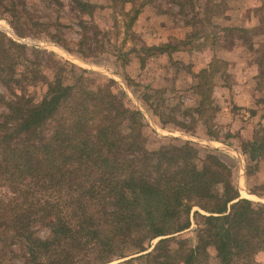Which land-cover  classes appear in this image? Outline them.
<instances>
[{
  "label": "trees",
  "instance_id": "16d2710c",
  "mask_svg": "<svg viewBox=\"0 0 264 264\" xmlns=\"http://www.w3.org/2000/svg\"><path fill=\"white\" fill-rule=\"evenodd\" d=\"M50 1L57 13L54 22L32 13L28 0H0V15L17 38L34 37L71 53L60 23L64 6L61 0ZM162 1L179 7L181 15L192 4ZM70 2L80 16H93L95 4ZM109 2L112 10L119 2L130 7L126 31L146 4ZM78 26L77 52H92L90 43L98 42L97 32L89 36V22ZM223 32L230 39L246 36L238 28ZM178 44L189 49L184 41ZM178 49L164 43L147 52L172 55ZM201 73L210 75L209 67ZM92 75L0 32V86L7 93L0 94V264H14L15 258L21 260L18 264L262 261L264 204L240 198L231 170L212 151L190 142L147 150L141 113L112 80L96 83ZM206 78L202 75L196 86L204 98L187 110L189 115L214 113L208 90L203 89ZM152 97L145 95L143 101L163 125L170 123L186 133L194 129L174 117L163 118L149 103ZM213 135L207 137L216 140ZM200 151H206L202 157ZM241 152L250 177L264 162V135L243 142ZM248 187L264 196V181ZM191 218L193 244L183 238ZM38 229L47 235L41 238Z\"/></svg>",
  "mask_w": 264,
  "mask_h": 264
},
{
  "label": "rangeland",
  "instance_id": "374dc122",
  "mask_svg": "<svg viewBox=\"0 0 264 264\" xmlns=\"http://www.w3.org/2000/svg\"><path fill=\"white\" fill-rule=\"evenodd\" d=\"M82 1L96 5L91 18L74 11L70 0H61L64 8L60 12V23L64 25L62 32L71 53L60 45L34 37L17 38L1 15L0 32L28 48L50 53L65 51L64 58L92 72L96 83L112 80L143 116L147 150L157 149L162 144L180 146L190 142L198 149L212 151L231 170L241 196L264 204V199L245 192L249 184L251 188L262 185L264 162L259 164L258 172L247 177V162L241 152L243 142L264 135V0H187L192 4L185 7L184 15L179 14V7L172 3L144 0L146 4L128 31L124 25L126 12L130 10L128 5L119 2L112 10L108 7L109 0ZM50 2L28 0L27 8L40 18L54 22L57 13ZM194 17L197 21L192 19ZM81 21L89 22L92 29L89 36L96 31L98 41L90 43L92 52L85 50L82 54L77 52ZM226 27L245 31L246 36L235 34L230 39L223 32ZM180 41L189 44V49L179 45ZM164 43L175 44L179 51L172 55L154 50L147 52L148 48ZM208 67L210 75L202 74ZM202 75L207 77L203 89L208 90L206 95H210L215 110L208 115H189L187 110L197 107L203 97L196 90ZM0 94H7L1 86ZM145 95L153 96L149 103L158 107L163 118L174 117L194 129L186 133L170 123L163 125L143 101ZM238 97L241 106L234 103ZM211 132L216 140L207 137ZM200 152L202 157L206 151ZM194 227L192 219L191 227L183 234L191 244L196 238ZM38 234L44 238L47 231L38 229ZM158 241L152 242V249ZM19 261L15 258L13 263ZM209 264L215 262L211 259ZM258 264H264V259Z\"/></svg>",
  "mask_w": 264,
  "mask_h": 264
},
{
  "label": "water",
  "instance_id": "95a60500",
  "mask_svg": "<svg viewBox=\"0 0 264 264\" xmlns=\"http://www.w3.org/2000/svg\"><path fill=\"white\" fill-rule=\"evenodd\" d=\"M15 36V35H14ZM53 53H57L58 54V56H60V57H62L63 59H65V60H67L66 58H64V56H66V52L65 51H63V50H58L57 52L56 51H53ZM56 54V55H57ZM62 55V56H61ZM68 61V60H67ZM238 192H239V194H240V191L238 190ZM245 192L248 194V195H250V196H257V197H259V198H261V199H264V196L263 195H257V194H254V193H251L250 191H248V189L246 190L245 189ZM240 198H242V199H247V198H244V197H242L241 196V194H240ZM247 200H249V199H247ZM251 201V200H250ZM235 202V201H234ZM160 239H162V237L161 238H157V240H160ZM152 248H150L149 249V251L151 250ZM119 262V261H118ZM114 263H116V262H114Z\"/></svg>",
  "mask_w": 264,
  "mask_h": 264
},
{
  "label": "crops",
  "instance_id": "0c3cea01",
  "mask_svg": "<svg viewBox=\"0 0 264 264\" xmlns=\"http://www.w3.org/2000/svg\"><path fill=\"white\" fill-rule=\"evenodd\" d=\"M238 100H239V97L234 100V103H235V105L241 106L240 104H238L239 103Z\"/></svg>",
  "mask_w": 264,
  "mask_h": 264
}]
</instances>
